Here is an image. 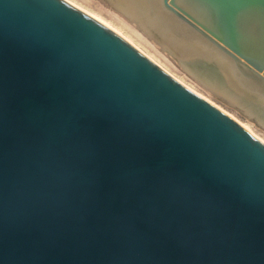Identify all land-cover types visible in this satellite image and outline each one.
<instances>
[{
  "label": "water",
  "instance_id": "95a60500",
  "mask_svg": "<svg viewBox=\"0 0 264 264\" xmlns=\"http://www.w3.org/2000/svg\"><path fill=\"white\" fill-rule=\"evenodd\" d=\"M264 123V0H112ZM0 264H264V141L69 0H0Z\"/></svg>",
  "mask_w": 264,
  "mask_h": 264
},
{
  "label": "rangeland",
  "instance_id": "374dc122",
  "mask_svg": "<svg viewBox=\"0 0 264 264\" xmlns=\"http://www.w3.org/2000/svg\"><path fill=\"white\" fill-rule=\"evenodd\" d=\"M71 1L115 27L123 35L131 39L137 45V48L149 57L155 59L167 72L223 107L232 116L249 126L264 141V123L255 118H251V112L239 108L226 100L214 87L208 85L202 78L194 74L174 52L166 48L163 49L158 37L148 32L136 19L122 9V7L116 5L112 0Z\"/></svg>",
  "mask_w": 264,
  "mask_h": 264
},
{
  "label": "bare ground",
  "instance_id": "6f19581e",
  "mask_svg": "<svg viewBox=\"0 0 264 264\" xmlns=\"http://www.w3.org/2000/svg\"><path fill=\"white\" fill-rule=\"evenodd\" d=\"M70 2H72V3H74V4H76L75 2H73V1H71V0H69ZM77 6H79V7H81L80 5H78V4H76ZM81 8H83V7H81ZM84 9V8H83ZM123 9V8H122ZM86 10V9H85ZM86 11H88V10H86ZM89 12V11H88ZM91 13V12H90ZM92 14H94V13H92ZM95 15V14H94ZM95 16H97V15H95ZM97 17H99V16H97ZM100 18V17H99ZM102 19V18H101ZM135 19V18H134ZM103 20V19H102ZM137 20V19H136ZM105 21V20H104ZM138 21V20H137ZM106 22V21H105ZM139 22V21H138ZM108 23V22H107ZM109 24V23H108ZM139 24L141 25V26H143L140 22H139ZM110 25V24H109ZM112 26V25H111ZM113 27V26H112ZM144 27V26H143ZM115 28V27H114ZM145 28V27H144ZM116 29V28H115ZM146 29V28H145ZM117 30V29H116ZM147 30V29H146ZM119 31V30H118ZM148 31V30H147ZM120 32V31H119ZM149 32V31H148ZM127 37V36H126ZM129 39V38H128ZM159 39V38H158ZM132 43H133V41L131 40V39H129ZM160 40V39H159ZM161 41V40H160ZM134 44V43H133ZM161 44H162V48L163 49H168V50H170L162 41H161ZM135 46H137L136 44H134ZM139 49V48H138ZM140 50V49H139ZM171 51V50H170ZM144 53V52H143ZM176 56L178 57V58H180V56H178L177 54H176ZM181 59V58H180ZM200 77V76H199ZM201 78V77H200ZM180 80V79H179ZM181 82H183L182 80H180ZM184 83V82H183ZM191 87V86H190ZM192 88V87H191ZM215 103V102H214ZM218 105V104H217ZM218 106H220V105H218ZM221 107V106H220ZM222 109H224L223 107H221ZM225 110V109H224ZM226 111V110H225ZM227 112V111H226ZM250 112V111H249ZM229 113V112H228ZM230 114V113H229ZM231 115V114H230ZM234 117V116H233ZM235 118V117H234ZM237 119V118H236ZM238 121H240L239 119H237ZM241 122V121H240ZM242 123V122H241ZM243 124V123H242ZM245 125V124H244ZM246 127H248L250 130H252L249 126H247V125H245ZM253 131V130H252ZM254 132V131H253ZM260 138V137H259Z\"/></svg>",
  "mask_w": 264,
  "mask_h": 264
}]
</instances>
